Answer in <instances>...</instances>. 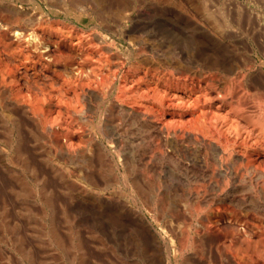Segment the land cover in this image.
Instances as JSON below:
<instances>
[{
	"label": "bare ground",
	"instance_id": "6f19581e",
	"mask_svg": "<svg viewBox=\"0 0 264 264\" xmlns=\"http://www.w3.org/2000/svg\"><path fill=\"white\" fill-rule=\"evenodd\" d=\"M23 1L34 4V9L29 12L13 0H0V129L6 134V141L0 144L5 152L0 155V162L6 164L8 158L28 171L33 184L22 185L28 191L25 193H34L51 208L50 195L41 185L43 177L36 172V158L24 133V129H34L38 132L32 135L34 143L76 158L77 164L71 170L65 165H52L53 174L74 177L84 191L92 194L103 192L112 180L117 188L110 184V194L117 200L123 198L116 203L118 207L129 204L132 210L137 206L160 211L163 207L156 198L168 190L161 187H166L167 181L161 179L168 178L167 174L185 181L181 190L178 185L177 189L170 188L184 196L176 205L179 212L198 211L201 215L213 202L217 211L228 204L234 208L242 205L241 210L252 206L263 221L260 224L259 219L260 226L256 228H244L246 234L244 229L243 235L239 232L244 244L237 240L241 236L236 235L235 242L230 241V236L226 242H231L227 258L231 264H264L262 27L260 31H250L246 26L252 23V17L248 14L251 19L245 25L240 19L247 12L238 20L230 12L232 6L227 4V9L221 2L200 5L185 0L178 4L154 0H64L57 9L46 11L40 0ZM173 8L176 14L170 11ZM190 9L203 13L189 14ZM62 14L66 17L61 20ZM254 25L249 28L254 29ZM120 42L126 43V48ZM245 93L255 109L248 110L250 103L242 102L246 100ZM142 146H148V153L143 148L144 153H139ZM43 160L51 163L53 157ZM156 163L166 167L155 171ZM95 168L99 169L96 174ZM151 171L159 180L155 187L146 178ZM195 173L202 180L198 184L192 181L197 178ZM93 174H99V179ZM171 182L174 184V180ZM208 191L214 193L213 202L208 199ZM81 192L78 188L77 195ZM173 195H169V200ZM0 198V229H11L6 230L19 246L20 264H36L31 247L26 248L23 243L21 226L11 224L9 207L3 196ZM47 210L43 217L48 216L50 221L44 232L58 249L63 248L62 234L53 221L54 211ZM257 213L253 214L258 218ZM183 217H177L176 226ZM74 231L71 247L78 259L75 264H86L88 248ZM195 242L186 235L181 249L201 248L199 241ZM228 244H224L226 248Z\"/></svg>",
	"mask_w": 264,
	"mask_h": 264
},
{
	"label": "rangeland",
	"instance_id": "374dc122",
	"mask_svg": "<svg viewBox=\"0 0 264 264\" xmlns=\"http://www.w3.org/2000/svg\"><path fill=\"white\" fill-rule=\"evenodd\" d=\"M13 1L16 5L21 6L23 9H27L29 12H31L30 9H34L35 7L34 4L27 3V2L25 3V1L23 0H13ZM51 1L52 0H47V1L40 0V2H43L44 6L46 7L45 8L46 11H49L50 8L57 9L58 5L61 4L62 1L64 2V0H56L57 2H54L53 0L52 3L54 4H52ZM129 1H133V0H129ZM136 1L139 2V0H136ZM154 1L163 2V3L173 2V4L174 2L177 4L179 2V0H154ZM181 1L180 2L183 3L184 0H181ZM190 1L197 3V4H200V2L202 4L206 2L207 3L209 2V4L210 3L219 4V2H221V3L226 4L225 6H227L228 4L229 7L232 6L231 7L232 9H230L232 11L230 12H232V14L234 13L233 15L231 13L230 14L232 16L237 17L238 20L243 17V19L242 20L240 19V21L244 20L245 25L247 24L246 20H248L250 16L252 17V19L250 18L252 22L250 25L251 27H253V25L255 24L254 29L251 27L249 28L250 25L246 26L247 29H250V31L253 30L256 32V31H260L262 27L261 31L264 32V29H263L264 28L263 26L264 25V0H185L184 2L189 3ZM55 3L56 4L58 3V4L56 5ZM228 6L226 7L227 9L229 8ZM240 7L243 8L241 12H240V9H241ZM236 8H238V11ZM173 10L174 11L172 10L170 11L176 14L177 11L174 8ZM190 10L188 11L189 14L193 13L194 15H197V16H199L200 13L202 12L201 10H199V13L196 12L197 10H193V9H190ZM237 12L241 14L239 15V13L237 14ZM245 12L247 13L242 16V14ZM65 17L66 16L62 14L61 20L64 19ZM255 27L259 28V30H256ZM239 30L241 29L239 28ZM120 44L126 48V43L120 42ZM240 44L241 43H239L238 45ZM237 51H239V49ZM259 57L262 58V56L260 55ZM243 58L241 57L242 61L240 60V58H238V61L243 62L244 61ZM260 58L257 60L258 62H260ZM244 95L245 96L243 97H246V100L243 99L244 101L242 102L250 103L251 98H248L250 96L247 95L246 93ZM250 105L248 104V110L251 109L250 107H252L251 110H253L254 105L251 103ZM24 130H25L24 133H26L25 136L28 138V144H29L28 148L33 153V157L36 158V163H37L35 164L36 172L39 176L43 177V180L41 181L42 182L41 185L42 187H45V189L48 191L50 198H51L50 199L51 208L54 211L53 221L55 222V226L58 228L59 232L62 234L64 245H65V247L58 249L54 245V243L48 238V236L45 234V232L47 231V227L49 225L50 219H47L48 216L46 218L44 217L46 215V212L48 211L47 209L48 208L51 209V208L42 204V201L34 193L32 192L25 193L26 190L22 188L23 187L22 185L25 182H28V184H33L32 182L33 180L30 178L28 171L22 170V167L20 164L13 163L9 161L8 158H6L7 160L6 164H3L0 162V197L3 196V199L6 200V203H7L6 205L9 207L8 209H9L10 217L8 218L11 221V224H14L15 222L16 225L21 226L20 235L23 234L22 235L24 237L23 243L26 246V248H29V246L31 247L29 248V250L31 251V253L33 252L34 258L36 257L35 259L37 260L36 264H70L71 261L73 262V264L78 263V259L77 258L75 259L76 251L71 247L72 229H74L75 231H78V233L75 231L74 233L78 234V237H80L81 242L82 243L84 242V245H86V248H88L87 250L88 252L84 260L86 264H231L230 259L227 258L229 256L228 255L229 250H230L229 245H231V242H229L230 244L226 242H228V240L232 238L230 241L235 242L238 240L240 241V243L244 244L245 241H241L242 239H244L242 238L244 237L242 235L245 233L244 228L248 229L247 227L248 225L249 226L253 225L251 227L256 228L257 226H260L261 222L263 221L262 219H260L261 218L260 212L257 213L256 212L257 210L254 208L252 209V206L247 207V209L246 207H244L245 210H241L243 209L242 205H235L236 208H234L233 207L234 205L228 204L229 206H231V208L227 205L225 206L226 208L223 207L224 212H223V208H219L217 211L216 207L213 206L214 202L211 200V198L214 200V195H213L214 193H212V191H210L211 193L208 191L209 193L207 195L209 196L208 199L211 200V202L213 203L211 204V207L207 209V211L204 210L206 211L204 214H203L204 211L201 212L202 217L200 214L198 215L199 213L198 211H195L193 213L187 211L185 214L184 210L182 208H181L182 210H180L179 208L180 210L179 212L178 209L176 208V205L179 206V203H180L179 200L184 199V196L181 194V192H179L181 190V188L179 187H182L183 186L182 181L183 182L185 181L180 177L176 178L177 176H174V177L171 176L169 178L168 174L167 176L165 175V177H168V178L161 179L163 181L164 180L167 181L166 187L164 185L161 186L162 189H168V190L167 191L164 190L162 193H158L157 194L158 197L156 195L157 201L161 203L162 207L165 210H163L162 208L160 211H157V212L150 211V210L149 212L145 208L142 207L143 208L142 209L137 206H135L136 207L135 210H132L130 209V207L132 208V206H130L129 204H126L125 205L126 207H118V204L116 203H120L121 202L120 200H123V198H119V200H117V196H115L116 197L115 198L114 196H112V194H110V192L113 191V188H117L116 183H112V180H109L111 182H108L109 185L106 183V186L103 192L97 191L92 194V192L90 191L89 192L84 191V189L82 188V185H80V182L77 181L74 177L69 176L67 178V177H61L60 175H57V174H53L51 172L52 165L55 167L60 166V165H65L68 169L71 170L73 169V166L77 164L76 158L74 156H70L67 153L61 152L60 150L55 149L54 147H49L50 150L48 151L49 149L48 147L43 148L42 146H40V144L33 142L32 135L37 134L38 133L37 131H35L34 129L32 130L24 129ZM5 135L6 134L3 132V128L0 129V138L5 137L3 140L0 139L2 140L0 141V144L1 142L3 143L6 141ZM76 137H80V136L75 135V138ZM80 138L83 139L82 137ZM58 140L60 141L61 138L59 137ZM142 148L145 150V151L143 150L145 153H148V150H149L148 146H144V147L142 146L141 148H139L140 149L139 153ZM144 152L141 151V153H144ZM47 154L53 157V160H52L53 163L52 162L48 163V161L43 160L49 157V155ZM0 155L2 156L5 155V152L2 150L1 145H0ZM38 159L41 161H39ZM44 161L47 165L44 163ZM48 164H50V166H48ZM140 166L141 165H139V167ZM95 167H98V166L96 165ZM154 167H155V171H157L160 169V167L164 168L166 166L163 167L159 165V163H156ZM92 169H94V167ZM92 169L91 171H93ZM96 170L98 173L99 171L98 168H95L94 173L96 172ZM197 173L199 174V172ZM197 173H195L197 178H194V180H192L195 184H198L202 181V180H199L200 178L198 177L200 176V174L198 176ZM95 174L93 175L97 178L99 174L97 175ZM147 177L149 178V180ZM156 177L157 176L152 171L149 173V176L146 175V178L148 181H151V180L153 181V182L152 181L149 182V184L151 183L150 185L151 186L153 185V187L158 185L157 183L159 182V180H157ZM97 179H99V177ZM173 180H174V184L173 182H171ZM197 180L199 181L197 182ZM103 182L104 181L102 180L101 183L103 184ZM170 182L171 184H169ZM178 182H180L181 184ZM175 186L178 189H180L177 191L183 197L182 196L178 197L179 194L175 193V191L173 190V189H177ZM172 187L173 189H170ZM78 188L81 189L83 193L85 194L81 192L82 193L81 195L80 194L77 195ZM167 192L168 193L170 192L169 193L170 196H172L173 193H175V195H173L174 197L170 198L171 201L169 200L170 196L168 195ZM161 194L164 196H161ZM210 194H212L213 196L212 195L210 196ZM176 199H178L179 202L178 201L176 202L175 201ZM162 200H164L166 203L164 201L162 202ZM169 201L171 202L170 204H172L173 201L177 204L173 202V204L170 205ZM1 202H2V198H0V205H2ZM126 202L127 201H125V203ZM164 205L165 206L167 205V206L164 207ZM239 206L242 208H240ZM135 207L133 206V209ZM167 207L168 209H166ZM169 207L170 208L175 207L177 211H175L176 210L175 208L170 209ZM212 207L214 209H211ZM227 207H229V209ZM248 208H250L249 209L250 211L248 210ZM44 210L45 212H43ZM138 210H139V213H138ZM166 210L169 211V213ZM170 210L173 213L170 212ZM162 211L164 215L161 214ZM134 212L138 214L139 216H142L141 217L142 220H140L134 214ZM188 212L190 213V215L191 214H194V215L190 216ZM11 213L13 216L11 215ZM165 213H167L168 215L165 216ZM253 213L255 214L257 213L258 218ZM174 214L175 215L179 214L180 216L179 215L175 216ZM182 214L184 215V217ZM205 215L208 216L209 219ZM164 216L166 217V219H169V222L171 221V223H168V221L165 219ZM168 216L171 217L172 219L169 218ZM204 216L206 218H203ZM175 217L176 219H174ZM177 217L178 218L183 217L184 220L182 218L181 221L179 222L181 224L180 225L178 224L176 226L177 223L175 224L174 222L176 221L178 222ZM253 219L254 220L256 219V221H254ZM259 219L260 221H258ZM163 220H166L167 222L166 221L163 222ZM210 220L211 222H208ZM251 221L253 224L248 223ZM254 222H255V225H254ZM188 223L191 224V226ZM45 224H47V226ZM233 225L235 227H233ZM236 227H237V230H236ZM238 227H241V229ZM6 229L8 230V227ZM6 229L5 230L0 229V231L2 230L0 232L2 234V238H0V264H7V263L20 264L21 263L20 262L21 252L19 250V246H17L14 242H12L14 240L12 238L13 234L8 233L11 231V229H9L8 232ZM243 229H244V233H243ZM186 235H188L191 240L196 239L195 243L199 241V243L201 244V248L199 249L201 251L198 248H193L192 246L187 247L185 249H181V242L184 241V238L186 237ZM236 235L238 237L239 236L241 237L237 239ZM223 240L225 242L222 244ZM224 244H228L229 248H226L225 247L226 245ZM226 249L228 252L226 251ZM220 252L223 254L222 257H221L222 254ZM225 253H227V255ZM224 254L226 255L225 257H224ZM243 256L245 257V255ZM243 256H239V254L238 256L236 255V257H243ZM71 258L73 260H71ZM225 258L226 260L227 259L228 260L226 261ZM221 260H223L224 262ZM245 262H247L246 259H245Z\"/></svg>",
	"mask_w": 264,
	"mask_h": 264
}]
</instances>
